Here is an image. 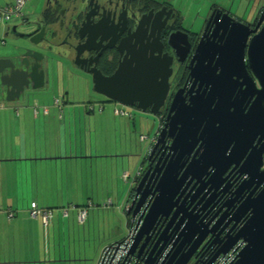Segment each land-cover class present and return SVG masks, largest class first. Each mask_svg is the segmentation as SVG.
Returning a JSON list of instances; mask_svg holds the SVG:
<instances>
[{
  "label": "flooded vegetation",
  "instance_id": "1",
  "mask_svg": "<svg viewBox=\"0 0 264 264\" xmlns=\"http://www.w3.org/2000/svg\"><path fill=\"white\" fill-rule=\"evenodd\" d=\"M250 3L41 0L35 8L45 17V26L56 32L54 51L69 66L64 69L56 64L63 68L56 72L53 62L52 71L45 69L43 78L47 76L50 83L67 70L90 82L89 71L94 68L109 76L132 51L152 52L161 64L169 62L165 97L154 113L158 129L147 149L144 168L134 178L128 202L143 179L139 195L143 192L147 197L135 223L161 173L175 176L180 184L172 204L178 214L167 233L174 237L172 227L180 217L213 228V234L196 251L202 258L233 241L249 218L246 207L263 187L264 111L254 104L260 85L247 57L250 38L261 24L256 28L259 15L253 8L249 20ZM245 25L256 28L255 32L246 35ZM74 48L80 52L78 64L74 63ZM40 76L34 71L32 83ZM25 85L28 87L27 82ZM22 87L18 85L16 93ZM150 110L146 112L151 114ZM173 210L158 219V227L165 226ZM240 242L215 260L223 257L229 264ZM204 243V250H199ZM151 244L148 242L147 250Z\"/></svg>",
  "mask_w": 264,
  "mask_h": 264
},
{
  "label": "water",
  "instance_id": "2",
  "mask_svg": "<svg viewBox=\"0 0 264 264\" xmlns=\"http://www.w3.org/2000/svg\"><path fill=\"white\" fill-rule=\"evenodd\" d=\"M252 2L253 10L256 15H259L256 28L260 24L261 27L250 38L247 57L250 69L260 85L256 90L254 104L260 105L264 111V1L253 0ZM44 18L38 14V11L33 10L30 16L22 14L21 23L12 27L9 32L10 37L7 33H0V61L3 67L0 70V103L7 101L9 88L5 78L7 75L4 72L5 69L9 73H21L26 79L24 86L27 87L25 84L34 71H39L43 80L44 70L52 71L53 62L56 72L58 69L69 68L66 62L64 64L62 61V56L54 51L56 32L51 31V27L45 26ZM256 28L251 29L245 25V34L255 32ZM74 51L76 52L74 63L78 64L76 58L79 57L80 52L76 48ZM168 64V61L161 64L152 52L149 55L143 51L127 52L109 76L102 75L95 68L90 70L91 84L98 95L109 101L122 106L135 107L142 112L150 108L151 114L154 115L165 97L169 75ZM21 90L23 91V87ZM22 91L19 94H23ZM167 173L164 171L155 181L151 197L135 223L134 219L147 197V194L143 195V192L139 195V187L143 179L133 190L134 195L130 203L128 202V208L125 209V215L126 217L129 215L130 224H134L135 231L130 248L131 254L139 259L144 257V264H153L159 258H162V264H188L191 260H193L191 264H204L211 263L218 255L227 253L240 239L237 253L229 264H264V178L262 189L251 198L246 207L249 211V218L238 229L233 241L227 247L225 244L212 256L202 258L196 251L202 241L208 235L213 234V228H205L180 217L172 227L174 237L170 238L167 233L178 214V209L172 204V199L180 184V180ZM133 204L135 206L132 209ZM173 208L165 226L158 227V219L167 217ZM150 241L152 244L147 250L146 246ZM204 245L205 243L199 250H204Z\"/></svg>",
  "mask_w": 264,
  "mask_h": 264
},
{
  "label": "crops",
  "instance_id": "3",
  "mask_svg": "<svg viewBox=\"0 0 264 264\" xmlns=\"http://www.w3.org/2000/svg\"><path fill=\"white\" fill-rule=\"evenodd\" d=\"M12 1L0 0V8ZM21 19L22 17H17L9 22H1L0 33H7L10 37V30L19 25ZM2 69L0 61V70ZM4 72L7 73L5 78L9 88L7 101L0 103V264H57L59 249L57 250L58 235L55 233L57 231L54 219L62 221L63 224L61 217L71 216L69 209L63 207L70 206L71 220H78L77 211L72 206L91 202L90 199L84 201L81 183H75L72 171L79 168V164L82 168L85 163L88 165L93 163V159L99 158L88 153V149L84 152L86 147L83 146V140L79 143L82 150L78 147L76 133L83 131V119L87 122L90 117H103L105 120L117 122L112 117L118 118L119 115L111 116L110 112L101 108L97 114L91 116L93 105L92 110L88 106L83 109L72 104L70 106L67 91L60 92V89L58 91L63 94L55 97L58 99V107L50 108L44 102L41 104L37 99L40 97L38 95L49 91L50 86L55 88L60 83L61 73L57 74L52 83L47 76L43 80L40 76L36 84L29 78L25 93L19 94L22 88L16 93L17 88L18 85L24 87V76L19 72L9 73L7 69ZM32 94L30 101L21 100L26 95L30 98ZM35 100L38 101L36 107L33 105ZM45 106L47 109L44 110ZM77 121L80 123L79 131L75 129ZM117 123L121 125L120 121ZM47 132L51 135L47 136ZM60 195L63 197H59ZM32 202L53 211L47 228H43L39 218L29 214ZM55 208L66 210L67 214L56 210L60 213L57 214ZM100 241L97 242L98 251L101 248ZM113 242L115 241L104 244Z\"/></svg>",
  "mask_w": 264,
  "mask_h": 264
},
{
  "label": "rangeland",
  "instance_id": "4",
  "mask_svg": "<svg viewBox=\"0 0 264 264\" xmlns=\"http://www.w3.org/2000/svg\"><path fill=\"white\" fill-rule=\"evenodd\" d=\"M39 3V0H27L23 12L30 16ZM252 6L253 2L249 4V10H247L249 20L253 15L250 14ZM233 11H238L237 2H234ZM69 72L70 70H67L66 75L60 77V83L55 88L50 86L49 91L38 95L40 97L37 99L41 104L44 102L50 108L58 107V104L54 105V98L61 96L63 93L60 92L65 90L69 96L70 106L72 104V106L83 109L85 106L93 105L91 116L97 114L100 108L110 112L111 116L114 114V108L125 112L119 115V119L112 117L117 122H121L120 126L117 122L105 120L103 117L99 119L90 117L87 122L85 119L81 121L83 131L76 133L78 147L82 150L79 143L81 144L83 140V146L86 147L84 152L88 149V153L99 156V158L93 159V163L88 165L85 163L82 168L79 164V168L71 170L73 172L71 175L75 183H81L84 201L87 202L90 199L92 203L88 205L87 217L83 222L76 219L71 220L70 208H63L71 212L69 218L67 215L61 217V220H64L63 224L62 221L58 222L56 218L54 219L55 231H57L55 233L58 235L56 236L57 250L59 249L57 264H96L101 249L106 245L104 243L121 240L129 233L130 219L126 217L125 209L131 194L130 189L134 185L133 181L137 171L144 168L147 149L158 129V121L149 112H142L134 107L122 106L106 100L93 90L88 79L83 80L82 75H72ZM32 98L33 94L30 98L26 95L21 100L28 102ZM75 126H77L76 131H79L78 121ZM46 134L51 135L49 132ZM68 174L70 175V171ZM63 209L55 208L54 211L62 214ZM110 235L113 236L109 238ZM98 241L101 242L99 251ZM192 262L191 260L188 264Z\"/></svg>",
  "mask_w": 264,
  "mask_h": 264
},
{
  "label": "built area",
  "instance_id": "5",
  "mask_svg": "<svg viewBox=\"0 0 264 264\" xmlns=\"http://www.w3.org/2000/svg\"><path fill=\"white\" fill-rule=\"evenodd\" d=\"M27 0H13L11 3L5 5L3 8H0V23L9 22L13 18H21L23 14V8ZM55 104L58 103V99L55 98ZM33 105L38 106V101L35 100ZM89 109H92V106H88ZM47 107H44V110ZM101 109V108H100ZM115 115H123L125 112L114 108ZM142 138V137H141ZM29 214L32 217L39 218L43 228L49 224L53 216V211L50 208H42L36 205L35 202L30 203ZM63 214L66 215L67 211L63 210ZM77 218L79 221H83L85 218V211L80 210L78 212ZM135 235L134 224L129 225L128 235L118 241L106 245L100 252V255L97 258L96 264H144V257L142 259L137 258L135 255L130 253V248L133 242V237ZM238 250V249H237ZM236 250V251H237ZM235 251V252H236ZM144 256V255H143ZM227 261L223 257L219 260H215L211 263L204 264H226ZM153 264H162V258H159Z\"/></svg>",
  "mask_w": 264,
  "mask_h": 264
},
{
  "label": "trees",
  "instance_id": "6",
  "mask_svg": "<svg viewBox=\"0 0 264 264\" xmlns=\"http://www.w3.org/2000/svg\"><path fill=\"white\" fill-rule=\"evenodd\" d=\"M93 108V107H92ZM92 110V109H91ZM137 174V173H136ZM136 176V175H135ZM133 187V186H132ZM132 187H131V189L130 190H132ZM88 205L89 204H85V205H78V206H75V207H73L72 206V208H75L76 209V211H77V215H78V212L80 211V210H84L85 211V218H84V220L86 219V217H87V213H88ZM70 206H68V208H69ZM63 208H65V207H63ZM78 219V218H77ZM83 220V221H84ZM51 221V220H50ZM83 221H80V222H83ZM50 223V222H49ZM48 226V225H47ZM47 226H46V228H47Z\"/></svg>",
  "mask_w": 264,
  "mask_h": 264
}]
</instances>
